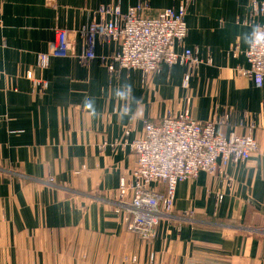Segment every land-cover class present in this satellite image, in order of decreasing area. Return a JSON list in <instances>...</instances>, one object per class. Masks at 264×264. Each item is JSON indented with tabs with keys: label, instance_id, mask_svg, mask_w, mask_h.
<instances>
[{
	"label": "crops",
	"instance_id": "0c3cea01",
	"mask_svg": "<svg viewBox=\"0 0 264 264\" xmlns=\"http://www.w3.org/2000/svg\"><path fill=\"white\" fill-rule=\"evenodd\" d=\"M139 3L146 17L186 5V46L203 60L187 86L181 65H163L148 84L139 71L111 75L101 57L118 44L102 41L89 64L52 57L38 68L57 30L81 54L78 31L98 21L101 6L126 12ZM262 23L253 0H0V264H264V89L241 72L245 34ZM129 84L131 95L118 97ZM229 113L218 132L252 134L259 152L180 183L174 214H191L180 231L162 222L147 242L128 230L116 201L145 121Z\"/></svg>",
	"mask_w": 264,
	"mask_h": 264
},
{
	"label": "built area",
	"instance_id": "2783aa9c",
	"mask_svg": "<svg viewBox=\"0 0 264 264\" xmlns=\"http://www.w3.org/2000/svg\"><path fill=\"white\" fill-rule=\"evenodd\" d=\"M144 10L142 3L126 12L118 5L101 6L97 10L98 21L78 31L84 39L81 54L77 53L69 33L57 30L51 50L38 55V68H48L52 57H73L89 64L97 57V42L102 41L118 44L114 53L101 57L111 75L123 70L139 71L143 83L148 84L163 65H181L185 68L187 86L192 71L203 60L186 46V5L166 8L155 17L144 16ZM259 14H264V4L253 0V15ZM251 23V20L243 22L246 26ZM245 55L249 68L241 72L257 88L264 89V48L248 49ZM36 84L40 89L46 88L43 82ZM230 117L231 113L198 122L187 114H169L161 121H145L142 137L130 144L137 156L132 180H122L116 202L118 209L125 211L128 230L147 242L155 239L162 222L177 223L176 229L180 231L191 214H174L178 185L197 178L200 172L221 174L228 163L247 161L259 152V144L252 134L226 138L218 132L217 127L227 124Z\"/></svg>",
	"mask_w": 264,
	"mask_h": 264
},
{
	"label": "clouds",
	"instance_id": "9594fccd",
	"mask_svg": "<svg viewBox=\"0 0 264 264\" xmlns=\"http://www.w3.org/2000/svg\"><path fill=\"white\" fill-rule=\"evenodd\" d=\"M251 32L245 34L244 42L249 46V49L264 48V25H252ZM131 85H125L124 90H117L116 95L121 99H127L131 95ZM85 108L91 110V115H95L94 105L91 101H85ZM129 109L125 107L119 114L120 119L128 115Z\"/></svg>",
	"mask_w": 264,
	"mask_h": 264
},
{
	"label": "rangeland",
	"instance_id": "374dc122",
	"mask_svg": "<svg viewBox=\"0 0 264 264\" xmlns=\"http://www.w3.org/2000/svg\"><path fill=\"white\" fill-rule=\"evenodd\" d=\"M116 202H118V201H116Z\"/></svg>",
	"mask_w": 264,
	"mask_h": 264
}]
</instances>
